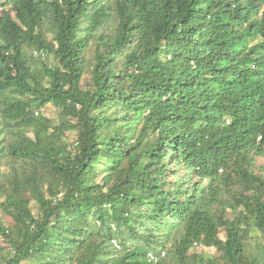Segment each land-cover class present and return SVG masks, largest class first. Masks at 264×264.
I'll list each match as a JSON object with an SVG mask.
<instances>
[{
	"label": "trees",
	"instance_id": "trees-1",
	"mask_svg": "<svg viewBox=\"0 0 264 264\" xmlns=\"http://www.w3.org/2000/svg\"><path fill=\"white\" fill-rule=\"evenodd\" d=\"M7 5L0 264H264V0Z\"/></svg>",
	"mask_w": 264,
	"mask_h": 264
},
{
	"label": "rangeland",
	"instance_id": "rangeland-1",
	"mask_svg": "<svg viewBox=\"0 0 264 264\" xmlns=\"http://www.w3.org/2000/svg\"><path fill=\"white\" fill-rule=\"evenodd\" d=\"M15 7L13 5H7L4 10H0V13L4 12L10 16H14L15 15ZM94 46H90L87 51H86V58L88 59V61H92V57L94 56ZM35 54V52L33 53ZM37 55H35L36 57ZM41 58H44V57H41ZM52 56H49L47 57L46 59H49V60H52ZM89 77L90 75L89 74H85L83 80H82V85L83 87H85V83L89 80ZM15 96H22L21 93L17 92L15 93ZM43 116H45L46 118H49L51 119V121L53 123H58L60 121V114L59 112L57 111V109L49 104L47 106H45L44 108L41 109L40 111ZM5 135L6 138H11L9 137L10 134L6 135V134H3ZM63 139L67 142V143H71L72 141H74L75 139V132L73 131H67L66 132V136L63 137ZM255 158V165H256V168L261 171L264 175V155L263 156H254ZM2 170L3 171H8L9 170V167H7V163H4L2 165ZM3 222H5L6 224H9L12 222V219H10V217H7L5 219H2ZM220 236L222 238L225 237L224 235V232L221 231L220 233ZM249 243H250V248L252 250V252L254 254H257V253H261L262 251L264 252V241L263 239L261 238V236L259 235V233L257 231H253L252 233V238L249 239ZM8 244L3 241V239H1L0 237V248H2V251L3 253H6L8 251ZM193 253H196V254H204V257L208 260H211L213 259L214 260V264H223V260L221 259V256H220V252L218 250H216L214 247H206V248H201V247H196V248H192L190 251H189V254H193ZM22 264H27L26 262L22 263Z\"/></svg>",
	"mask_w": 264,
	"mask_h": 264
}]
</instances>
